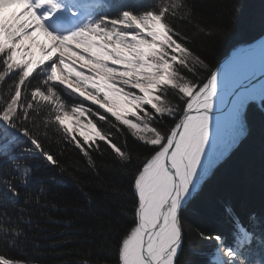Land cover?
<instances>
[{
	"label": "trees",
	"instance_id": "16d2710c",
	"mask_svg": "<svg viewBox=\"0 0 264 264\" xmlns=\"http://www.w3.org/2000/svg\"><path fill=\"white\" fill-rule=\"evenodd\" d=\"M107 7L112 16L160 15L171 36L166 57L177 53L169 44L183 50L156 104L133 116L144 128L87 103L102 134L90 140L60 121L81 100L0 58V264H120L138 225L143 168L222 59L264 36V0H107ZM243 116L244 135L181 213L175 264H214L219 238L234 245L242 226L261 235L248 261L264 264V99L248 101Z\"/></svg>",
	"mask_w": 264,
	"mask_h": 264
},
{
	"label": "bare ground",
	"instance_id": "6f19581e",
	"mask_svg": "<svg viewBox=\"0 0 264 264\" xmlns=\"http://www.w3.org/2000/svg\"><path fill=\"white\" fill-rule=\"evenodd\" d=\"M3 1L6 3L4 10L22 13L21 20L27 23L30 28H35V25L38 24L36 16H33L35 10L40 12L44 11L45 14L49 15V25L53 30H59L65 27L62 20L58 18L54 12L47 11L44 3L40 2V0H34L32 5L28 3V0ZM120 23L125 26L139 28L141 31L140 34L155 35L156 38L165 37L167 34L164 26L152 14L142 15L137 18L126 13ZM35 33L37 34V39L35 41L38 44H41V47L49 46V48L52 47V51H59L64 59L63 64L66 71L75 77L82 79L85 84L82 87L77 86L75 82L61 76L60 72L55 68L52 70L53 78H55L56 81L65 84L67 89L74 92L76 95L94 102H99V98L95 93L92 94L87 91L89 87L94 86L100 91L105 92L104 88L107 89L104 87L105 84L109 87H114L117 86V83H126L128 76L122 75L121 73L103 72L105 83L97 84V82L89 79L86 73L80 70L82 68H87L93 71L99 70L97 68H92L89 62L85 61L88 56L93 59H98L110 66L118 67L119 69L127 68L130 70L129 76L136 71V77L138 80H145L151 84L157 81L160 78V74L162 75L165 71L164 66H150L147 63H138L142 59L136 60L131 56H128V54H145L147 50L152 47L151 43L142 42L135 37H130L131 44L129 45V48H117L113 53L108 55L99 47L92 46V40L75 44L73 45L75 50H69L67 45L70 44L71 35H64L60 38L57 34L48 33L47 31H37ZM228 59H234L235 62L231 65H225ZM263 67L264 36L255 40L251 44L242 45L233 49L221 62L207 82L195 93L190 103H198L199 107H210L225 102L235 86L250 78ZM150 73L152 76H149ZM261 93L262 84L259 83L252 86L249 90L244 91L242 97L247 95L250 98H259ZM75 110L78 111V114L80 115L84 114L82 105H78ZM126 112L127 111H124L123 113ZM216 117V114L204 109L197 110L190 114L182 125L178 138V148H185L188 143L190 146L192 138L198 131L199 127L202 124H211ZM70 120L75 123L74 125L78 126L80 133L85 136L89 135V131L99 133V131H97L98 129L96 130L91 126L86 125V122L82 123L74 118L73 120L70 118ZM189 146L186 149V153ZM179 164V151H177V149L170 151L166 142L152 157L145 170L146 179L144 181L142 192L140 193V212L142 216L140 226L144 229V234L146 233V254L149 255L151 260L149 261L142 253L140 264H151V262H155V264H174V252L169 250V246L174 244L178 230L174 220H171L169 217L170 215H168L169 213L171 216L173 215L172 211L174 203L169 208H164V206L170 195L174 193L172 169L176 167L178 168ZM180 173L182 188L186 193V186L188 183L185 180V172L180 170ZM161 218L164 222L159 228H156V225L159 223L158 220ZM227 256L229 260H226L225 264H232V259L233 262L235 260L232 251H229V254L227 253V255L225 254L224 258Z\"/></svg>",
	"mask_w": 264,
	"mask_h": 264
},
{
	"label": "rangeland",
	"instance_id": "374dc122",
	"mask_svg": "<svg viewBox=\"0 0 264 264\" xmlns=\"http://www.w3.org/2000/svg\"><path fill=\"white\" fill-rule=\"evenodd\" d=\"M52 1V8H54V10L61 11V13L63 14V22L66 23L68 20H71L74 23V26L72 28H69V31L72 35H74V40L76 41V43H83V41H85L86 39L92 38L99 43H104L106 47L111 49L108 51H112L117 47L124 49L129 48V45L131 44L129 36H134L136 39L142 42H148L152 44V47L148 49L145 54H128V56H131L136 60L142 59L140 62L137 61L138 63H147L150 66L158 65L165 67L164 73L162 75L160 74V78L153 84L146 82L145 80H138L136 77V71L133 72L131 76H129L130 70L127 68L119 69L118 67L110 66L98 59H93L88 56L85 61L89 62L92 68L99 69L98 71L89 70L87 68L80 69L81 71L86 73L89 79L97 82V84H101L103 82L105 83L103 72L121 73L122 75L128 76L127 82L121 84L117 83V86L114 87H109L107 86V84H105L104 87H106L107 89L104 88V90L108 93L102 92L94 86L89 87L87 91L92 94L95 93V95H97L99 98V102H91L88 99H83L82 97H79V95H76L74 92L72 93L66 88L68 92L76 97H79L81 101L91 102L94 105H97L109 112L114 113L115 115L120 117V119L123 118L124 121H126L136 129L144 128V124L136 118H133L132 116H136V113L139 110H143V104L149 102L151 99L153 100V102L150 101V103H152V105L156 104V100L159 98L156 93V86L158 83L168 79V66L170 67L172 63L176 61V55L174 53L169 54L168 52L169 58H167V55H165L166 45H168L169 43V36L166 34L165 37L156 38L155 35L140 34L141 31L139 28L130 26L124 27L125 25H122L120 23L121 20L118 21L119 25L115 24L110 27L101 26L100 24L91 26L92 20L90 16L89 18H86V20L83 19L84 15H89L87 4L83 3L84 0ZM5 4L6 3L0 0V38L5 42L7 46L13 49L14 54H17L20 60L27 61V63L31 67H43V70L46 72L49 80H55L52 75V70L55 68L64 78L75 82L77 86H84L85 82L82 79H79L66 71L63 64L64 59L61 53H52L53 51L51 50V48L49 49V46L41 47L42 45L38 44L35 41L37 39V34L35 32L44 30H37L36 27L30 28L27 23L21 20L22 17H20L19 14H21L22 16V13H19L17 11H11L14 14L7 11L5 12ZM152 15H154L161 22L160 16L155 14ZM19 21L22 22L24 30ZM39 26L49 30H53L50 26L43 22H40ZM128 29H131V31H128ZM109 31L111 33L107 35V32ZM55 33L58 35L63 34L62 32H58L56 30ZM106 35L107 37H105ZM93 40L92 46L99 47L108 55L113 53H107V50H104L102 45L96 46V43ZM169 48H172L173 51L177 53L183 50L182 47L173 46L172 44H169ZM234 62V59H228L225 65H231ZM150 75L151 73L149 74V76ZM262 86H264V83ZM195 93L196 92H194L192 96L195 95ZM42 96L46 97L45 95ZM248 100H250V97L247 95L241 97L239 100L231 104L228 109L225 110L221 115L217 116L211 123V125L209 124L201 129V127L203 126L202 124L199 127L198 131L194 134L191 144L187 150V155L190 162V171L193 177L194 191L200 186L204 177L210 173L215 164L220 159H222L244 135L245 122L243 113L245 104ZM80 105H82L84 109L83 115L78 114V111L75 110V108L77 107L76 105L71 110L63 109L61 111L60 121L67 127L69 132L80 135L86 140L99 137L101 134L98 132L96 133L89 131L88 136L81 134L78 126L74 125L75 123L70 120V118H72V120L73 118L76 120L78 119V121H81L82 123L86 122V125L91 126L96 130L98 129L97 126L88 118L87 111L89 109V106H86L83 103H81ZM124 111L127 112L123 113ZM160 141L161 140L159 139L158 142ZM146 168L147 166L143 169L137 181V190L139 192V195L142 192L144 181L146 179ZM142 243L143 229L140 225H138L123 244L120 264H140L143 253L141 252ZM225 254L227 255V253Z\"/></svg>",
	"mask_w": 264,
	"mask_h": 264
},
{
	"label": "water",
	"instance_id": "95a60500",
	"mask_svg": "<svg viewBox=\"0 0 264 264\" xmlns=\"http://www.w3.org/2000/svg\"><path fill=\"white\" fill-rule=\"evenodd\" d=\"M225 56L222 61L226 58ZM221 61V62H222ZM221 64V63H220ZM215 72V71H214ZM213 72V73H214ZM211 77V76H210ZM209 77V78H210ZM264 82V67L260 70H258L254 75H252L250 78L242 82L241 84H238L233 88L229 96L226 98L225 102L218 103L215 106H202L199 107L198 103H188L186 108L184 109V112L181 114L180 118L174 125V127L171 130V133L169 135V138L167 139V144H168V149L170 151L177 149L180 153V164L178 168H174L173 170V179H174V193L170 195L168 198L165 207H170L174 203V208H173V215L169 213V217L171 220H174L175 225L177 227L178 233H177V238L174 241V244H171L169 246V250H172L174 252V264L176 262V259L180 253L182 244H183V239H184V230L181 222V213L182 211L188 206L189 202L193 198L194 195V189H193V178L190 173L189 169V160L188 156L186 153V149L189 146V143L185 148H178L179 145V135L182 129V125L186 118L194 113L197 110H209L212 113L216 114L217 116L221 115L227 108L228 106L239 99L244 91L249 90L252 86L257 85L259 83ZM230 92V90H229ZM251 99H257L260 104L262 103V99H264V91L261 93V96L259 98H251ZM201 108V109H199ZM207 124H204L201 128L205 127ZM180 170H183L185 172V180L187 181L188 185L186 186L187 192L185 193L182 188V181H181V173ZM191 180H192V185H191ZM142 216L140 212V202H139V209H138V222L140 223L142 221ZM158 224L156 225V228H159L163 224L162 218L158 220ZM146 242H147V237L146 233L143 235V244H142V252L144 257H147V259L150 261L151 258L149 257L148 254H146ZM151 264H155V262H151Z\"/></svg>",
	"mask_w": 264,
	"mask_h": 264
}]
</instances>
